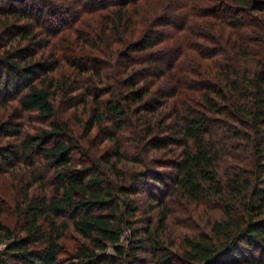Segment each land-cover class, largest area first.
<instances>
[{
  "label": "trees",
  "instance_id": "trees-1",
  "mask_svg": "<svg viewBox=\"0 0 264 264\" xmlns=\"http://www.w3.org/2000/svg\"><path fill=\"white\" fill-rule=\"evenodd\" d=\"M49 3L0 0V174L33 180L0 264H264V0ZM172 195L205 229L173 236Z\"/></svg>",
  "mask_w": 264,
  "mask_h": 264
},
{
  "label": "rangeland",
  "instance_id": "rangeland-1",
  "mask_svg": "<svg viewBox=\"0 0 264 264\" xmlns=\"http://www.w3.org/2000/svg\"><path fill=\"white\" fill-rule=\"evenodd\" d=\"M45 4L50 5L49 2H57L60 3L64 6V4L66 3V0H44ZM40 3V2H39ZM42 4V3H41ZM40 4V5H41ZM37 5V4H36ZM74 6V5H73ZM78 6V5H77ZM76 7H72L71 10H75ZM71 8V7H69ZM70 11H67L70 13ZM67 13V14H69ZM66 17H69V15L63 14ZM39 29V28H38ZM45 34H43L44 36ZM18 44V43H17ZM20 44L25 45L27 44V41H22L20 42ZM67 68V67H65ZM62 68H60L57 72H60ZM18 98V97H17ZM16 99H13L11 102L12 103H16L17 101ZM168 108V107H167ZM167 111V110H166ZM22 124H23V131L25 132H36L37 130H39L43 125H45L46 123L44 121L41 120V118L34 112V113H26L24 118L22 119ZM127 137L129 138V140L127 141V143H129V146L131 147L130 149V156H136L137 154H139V152L137 151L136 148L132 147L134 145V141L135 136L132 133V130L129 129L128 133H127ZM7 141V139H5ZM132 145V146H131ZM174 150L173 152L177 151L178 149H176V147H173ZM93 151H96L95 149ZM172 152V153H173ZM168 154V155H166ZM77 156H79V153H76ZM153 157H157V158H172L171 156V152H166V153H162V152H157L153 154ZM123 164L126 169L131 170L135 167H139V165L137 163H135V161H127V160H123V162L121 163ZM39 170L38 171H43V167L39 166L38 167ZM31 168H28L26 165H20L18 164V167H12L9 168L8 173L1 175L0 174V196L1 199H3L4 201L2 202L4 204V208H5V215L7 217L8 222H10L11 224H15L16 222V217H15V200L13 199L12 194L10 195V190L13 188V186H15V184L19 187V191H22V189L20 187L24 186L26 183L28 182H33L32 180V176H31ZM162 169L164 170H171V168L169 167H163ZM44 172V171H43ZM46 174V173H45ZM38 183H43L44 187H46L47 189L50 188L49 184L46 183V178H41L38 176ZM14 182V183H13ZM14 184V185H13ZM35 186H39L38 184ZM145 187H147L146 185H144ZM143 188V187H142ZM40 189V187H39ZM147 192L144 191L143 189H141L138 193V200L139 203L142 207L143 213L146 210V195ZM167 205L168 208L171 210L172 213H170V220H171V224H172V232H173V236L177 237L178 235L180 236L181 234L184 233H189V232H196L199 230H203L205 228H203V222H201V224H199L200 220L197 218V216H205L207 213L204 212V209L202 206H200V208H194V203L191 202H187L185 199L178 197V196H171L169 199H167ZM144 220H140L139 221V225L142 226L144 224ZM6 242L7 241H3L0 243V251L6 246ZM142 256L147 258L148 260H150V255L148 253H142ZM12 264H14L12 262Z\"/></svg>",
  "mask_w": 264,
  "mask_h": 264
}]
</instances>
